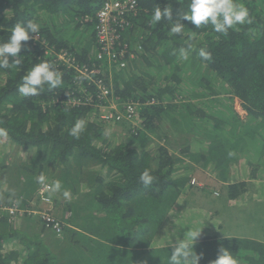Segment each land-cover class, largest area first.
<instances>
[{
	"label": "trees",
	"instance_id": "1",
	"mask_svg": "<svg viewBox=\"0 0 264 264\" xmlns=\"http://www.w3.org/2000/svg\"><path fill=\"white\" fill-rule=\"evenodd\" d=\"M235 2L247 7L251 24L225 36L181 21L184 31L173 35L189 0H135L116 25L125 66L110 72L97 59L94 33L104 0H0V43L17 23L41 25L35 40L21 42L22 63L0 69V129L7 133L0 140L26 152L0 164V264H168L177 232L169 214L194 187L189 173L209 168L235 201L264 190V0ZM165 5L173 20L152 24L154 9ZM189 45V59H180L178 50ZM200 48L210 60L199 57ZM63 52L72 63L58 59ZM43 61L62 73V85L22 96V77ZM76 67L98 72L86 76ZM98 81L107 98L100 99ZM131 104L135 113L125 114ZM111 105L116 117L103 120L98 112ZM77 119L86 122L79 139L68 135ZM145 169L154 177L148 186L139 180ZM41 174L72 193L70 200L51 195L61 236L30 212ZM9 207L21 212L12 217L3 210ZM250 243L204 237L194 251L203 254L198 264L214 261L220 247L237 260L240 249L239 264H264V247L254 256Z\"/></svg>",
	"mask_w": 264,
	"mask_h": 264
},
{
	"label": "clouds",
	"instance_id": "2",
	"mask_svg": "<svg viewBox=\"0 0 264 264\" xmlns=\"http://www.w3.org/2000/svg\"><path fill=\"white\" fill-rule=\"evenodd\" d=\"M162 18L170 22L173 20L171 6L165 5L163 9L157 6L152 13L151 23L157 24ZM181 21L190 22L195 28L211 25L213 32L225 36L228 35L229 29L237 25L252 23L247 7L236 3L235 0H189L187 11L179 14V19L172 23L169 29L171 34L179 35L184 31L185 26ZM40 28L39 23L31 20L26 23H17L12 28L7 41L0 43V69L18 67L22 63V57L18 56L22 47L21 42L26 43L30 39L35 40L39 35ZM190 49V45L188 48H180L178 50L179 58L187 61ZM198 55L203 61L211 59V53L206 51L205 48H200ZM10 56L13 58L11 64L9 63ZM62 83V73L52 63L43 61L34 64L22 77L18 92L25 97L37 96L44 90L45 85H47L49 91H52L60 87ZM148 103H154V101L150 100ZM85 128L86 122L83 119H77L73 126L68 129V135L79 139ZM0 134L6 135L7 133L0 129ZM46 180L47 177L43 174L36 177L37 183L44 184L45 190L50 194L61 193L64 199H71V191L63 189L60 180H54L51 184L45 183ZM139 180L143 185L148 186L153 182L154 177L148 169H145L140 174ZM201 229L186 230L183 238L176 240L168 257V264H198L203 258V254L198 255L194 251V244L201 235ZM210 264H239V262L227 249L220 247L217 258L211 261Z\"/></svg>",
	"mask_w": 264,
	"mask_h": 264
},
{
	"label": "crops",
	"instance_id": "3",
	"mask_svg": "<svg viewBox=\"0 0 264 264\" xmlns=\"http://www.w3.org/2000/svg\"><path fill=\"white\" fill-rule=\"evenodd\" d=\"M208 170L210 171L209 168ZM210 175L211 179L201 180L205 183L204 187L198 185L192 189H184L175 202L169 214L177 231L175 239H182L186 230L202 228L197 240L206 237L208 240L233 239L242 244L254 242L255 256L256 246L264 247V190L257 186L255 191H251L254 192L253 195L248 194L251 198L231 200L227 198L224 185L216 181L211 172ZM54 212L56 213L55 210ZM57 212L59 213V209ZM241 256L246 255L239 249L238 260Z\"/></svg>",
	"mask_w": 264,
	"mask_h": 264
},
{
	"label": "built area",
	"instance_id": "4",
	"mask_svg": "<svg viewBox=\"0 0 264 264\" xmlns=\"http://www.w3.org/2000/svg\"><path fill=\"white\" fill-rule=\"evenodd\" d=\"M134 10L135 0H104L103 6L98 9L95 14L96 19L94 25V33L97 38V43L99 45L100 51V54H97V59L107 61V67L110 72L116 71L125 66L126 51L124 49L117 50L120 44L115 46V43L118 39L116 25L123 23L124 19L126 20L124 15H126V13L133 12ZM102 56H104L103 59ZM58 59L64 60L66 63L73 62V59L66 56L64 52L58 54ZM76 68L79 69V67ZM79 71L86 73V76L98 72L88 71L86 67L85 69L84 67H82L81 69H79ZM97 89L99 91L100 99L107 98L110 94L109 89L106 88V86L102 85L101 81L97 82ZM89 102L91 103V101ZM87 103L88 102H84V104ZM135 104L137 105V103ZM93 106H95V109H97L100 104L95 105L93 103ZM112 109L116 111V106L111 105L107 109H101L100 112H98L99 117H101L103 120H112L117 115L113 113ZM135 109L136 106L134 104L126 105L124 107V112L125 114L135 113ZM45 183L51 184L48 181H46ZM194 183L195 181L192 180L191 184ZM51 195L52 194L45 190L44 184L39 183L34 194V200L32 201L30 212L38 215L48 229L54 232L57 236H61V221L54 214V203ZM4 210L7 211V213L12 217L16 216L18 212H21L19 209L14 207L5 208Z\"/></svg>",
	"mask_w": 264,
	"mask_h": 264
},
{
	"label": "rangeland",
	"instance_id": "5",
	"mask_svg": "<svg viewBox=\"0 0 264 264\" xmlns=\"http://www.w3.org/2000/svg\"><path fill=\"white\" fill-rule=\"evenodd\" d=\"M233 109L242 118L246 116L245 110H243V108L241 107V103L237 99L233 100ZM212 111L215 112V109H212ZM25 155H26V152L23 151L22 149H17V151H16L13 144H11V145H9V143L4 144L0 140V164H1V161H3V159L5 157H6L7 161H9L11 163V161L14 158H18V157L23 158V157H25ZM9 162H7V163H9ZM3 165L4 164H2L1 166H3ZM1 166H0V171H1ZM189 176H190V185H191L192 180L195 181V183L193 184L194 187H196L198 185H201L202 187H204L203 185H205V183L201 180H203L204 178H207L208 180L211 179L210 171L208 169H196V170H194V172L189 173ZM194 189H196V188H194ZM28 203L30 204V201ZM31 205H32V203H31ZM54 214L58 218V216L56 215L55 212H54Z\"/></svg>",
	"mask_w": 264,
	"mask_h": 264
}]
</instances>
